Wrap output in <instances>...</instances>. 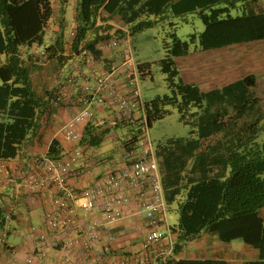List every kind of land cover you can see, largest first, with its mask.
Returning <instances> with one entry per match:
<instances>
[{"label":"trees","instance_id":"trees-1","mask_svg":"<svg viewBox=\"0 0 264 264\" xmlns=\"http://www.w3.org/2000/svg\"><path fill=\"white\" fill-rule=\"evenodd\" d=\"M188 15L198 18L203 30L181 39L173 19L190 22ZM157 22L172 27L160 62L169 92L145 101L147 124L161 119L170 105L191 134L154 147L158 163L172 176L171 188L164 190L166 211L173 201L177 215L168 227L174 235L172 252L160 264H234L177 257L204 232L221 243L240 239L254 256L238 264H264V95L258 76L248 73L204 87L186 80L179 66L194 53L264 44V0H0V160H28L16 158L39 130L43 115L69 104L54 105L52 96L76 60L79 70L92 66L90 56L97 65L106 60V52L97 48L100 40L127 30L132 41ZM135 63L140 76L151 73L147 62ZM107 131L89 121L82 139L99 145ZM56 146L52 141L47 154L56 155ZM220 166L223 171L227 166L228 173L209 174ZM8 193V187L0 191V218Z\"/></svg>","mask_w":264,"mask_h":264},{"label":"built area","instance_id":"built-area-1","mask_svg":"<svg viewBox=\"0 0 264 264\" xmlns=\"http://www.w3.org/2000/svg\"><path fill=\"white\" fill-rule=\"evenodd\" d=\"M73 34V32H72ZM122 47V61L99 69L93 63L88 69L69 73L52 96L54 105L66 99V88L77 85L79 109L65 121L59 133L72 143L60 153L44 154L26 162L7 160L0 163L3 187L9 188V201L0 218V248L9 259L0 264H128L126 256L111 254L106 244L117 235L113 224L124 217L141 215L148 229L142 252L148 263L160 264L172 252V241L165 249L166 202L158 161L149 142L147 111L140 90V75L134 60L131 36L125 30L120 37L100 40L97 48L109 52ZM115 111L118 121L133 128L124 138L117 160L86 158L82 145V127L91 120V105ZM42 198L41 223L24 222L23 238L30 249L22 258L8 245L9 222L19 217L18 204L23 198ZM135 205L134 211L128 209ZM61 255L55 257L54 252Z\"/></svg>","mask_w":264,"mask_h":264},{"label":"rangeland","instance_id":"rangeland-1","mask_svg":"<svg viewBox=\"0 0 264 264\" xmlns=\"http://www.w3.org/2000/svg\"><path fill=\"white\" fill-rule=\"evenodd\" d=\"M56 1V0H54ZM54 9L57 13L56 2ZM71 14V10L69 12ZM190 22H183L180 18H174L177 22L175 28L176 34L181 39H187L189 33L201 32L203 24L195 16L188 15ZM172 27L167 22H157L150 28L137 32L133 36V55L138 62H147L150 66V74L140 76V90L142 99L149 101L156 96L167 94L166 74L161 71L160 62L164 58L165 49L164 42L169 40L168 33ZM195 55L185 57L179 63L183 77L203 83L204 87L219 86L236 78H239L248 73H254L258 76L259 94L264 95V44L261 42H251L230 46L209 52H198ZM105 66V65H104ZM103 66V67H104ZM164 109L168 111L161 119L155 120L148 128L149 142L155 147L158 142L164 145H169L172 139L185 140L190 134V127L179 119V113L176 108L166 105ZM103 115L111 114L101 112ZM129 127H114L111 130L112 138L104 144L94 149L95 155L100 158H105L108 162H113L119 157L118 145L122 136L127 132ZM168 224H173L177 220V215L171 210L166 212ZM41 214V209L33 211V224H38ZM13 220H11L12 222ZM27 222V221H26ZM10 233L8 236V244L11 246L15 241V234L23 241V233L25 226L17 224H9ZM16 231L15 234L11 233ZM233 250L228 255L231 262L234 264L241 263L251 257V251L243 249L244 243L240 239H233L227 243Z\"/></svg>","mask_w":264,"mask_h":264},{"label":"crops","instance_id":"crops-1","mask_svg":"<svg viewBox=\"0 0 264 264\" xmlns=\"http://www.w3.org/2000/svg\"><path fill=\"white\" fill-rule=\"evenodd\" d=\"M72 13L69 14L68 18H70V21L72 19ZM54 21H56V17L53 18ZM73 22V21H72ZM68 25H71V22H68ZM124 50L122 47H116L115 49L106 52L105 57L106 60H99L97 61V67L101 69L103 68V64L109 65L110 63L118 64L122 61L121 59V53H123ZM79 60V59H78ZM80 69V64L76 60L71 67V70L69 72L76 73ZM61 81V80H60ZM77 89L72 85L68 86L66 88V99L67 103L57 108V110L46 113L43 115L41 125L37 133L32 137V139L25 145L22 146L20 157L16 158L17 160H22L24 157L31 159L40 157L44 154L48 153L49 146L52 141H55L57 146L55 148V152L58 154L61 151H63L64 148H67L71 146L72 143L64 141L59 133V129L61 125L67 121L74 113L77 112L79 109V105L77 102ZM91 110L93 113V117L91 118L90 122L94 125L100 126V129L103 127H108L107 133L103 136V140L99 145L90 146L88 142L84 139H82V145L84 148V154L86 158H93L98 157L95 155L94 149L105 142H107L109 139L112 138L111 130L114 127H122L125 126L123 122L121 125L113 126L115 121H118L115 117V111L108 107L103 106H96L92 104ZM101 112H108L111 114L112 118L108 115H103ZM87 124V123H86ZM86 124L82 127V137L83 132ZM129 129L127 132L122 136V139L120 141V144L118 145V151L119 155L121 153V146L124 141V138L126 135H128L130 132H133L131 129L132 127L128 126ZM154 149V146H153ZM7 160H0V163L6 162ZM15 161V160H14ZM158 169L159 173L163 182L164 190L171 188L172 185V176L170 175V171H166L165 166L160 165L158 163ZM167 172V177H166ZM227 174L228 173V167L225 166V169L223 171L222 167L220 166L215 167L212 172L209 174ZM4 189L3 187V176L0 175V191ZM164 192V193H165ZM44 200L42 198H34L32 196L31 198H23L20 200L18 204V212L19 217L13 219V221L9 222V224H17V225H24V222H33V211L40 208L41 214L43 213L44 206H43ZM135 205H132V207L129 210V212L134 211ZM170 208L175 213V202H170ZM170 210V211H171ZM168 211V212H170ZM167 212V211H166ZM176 214V213H175ZM165 214V223H163V228L166 231V239L162 242V245L160 244V248L165 249L168 246L169 240L173 239L174 235L170 234L168 232V227L171 224H168L167 218ZM41 221V216L38 222ZM177 221V220H176ZM174 222L173 224H175ZM172 224V225H173ZM112 231L116 233L117 237L106 244L107 250L114 254L115 256H126L129 259L128 264H140V261H144L146 263L149 262L150 256L145 255L142 252V243L144 240V237L148 231L145 220L141 215H132L129 217H124L120 219L118 222L113 224ZM17 232V230L12 231L11 233ZM14 238L17 239L13 244H11L10 247H14L18 251V258H22L26 255L27 251L30 249V244L26 241H23L17 234L13 235ZM8 240V239H7ZM243 249H246V246L244 245ZM233 249L228 245L227 243H221L217 240L216 236L211 233H202L200 236H198L196 239L190 241L185 249H183L181 252L177 254V257H187V258H219V259H226V260H232L228 257V255L231 254V251ZM234 251V250H233ZM251 251V250H250ZM252 252V251H251ZM253 253V252H252ZM251 253V255H252ZM55 257L60 256V251L54 252ZM78 255L74 260H64L61 264H77L80 261H82V257H79ZM254 254L252 255L253 258ZM0 258L3 262H6L9 257L7 251L0 248ZM248 258V259H252ZM7 263V262H6Z\"/></svg>","mask_w":264,"mask_h":264}]
</instances>
